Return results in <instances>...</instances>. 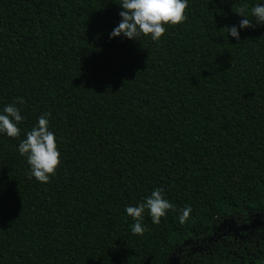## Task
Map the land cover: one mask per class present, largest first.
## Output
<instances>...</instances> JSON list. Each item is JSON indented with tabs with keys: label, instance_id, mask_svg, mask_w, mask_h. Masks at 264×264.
Segmentation results:
<instances>
[{
	"label": "trees",
	"instance_id": "16d2710c",
	"mask_svg": "<svg viewBox=\"0 0 264 264\" xmlns=\"http://www.w3.org/2000/svg\"><path fill=\"white\" fill-rule=\"evenodd\" d=\"M120 0H0V264H165L216 221L264 215V23L258 0H188L158 41L110 39ZM246 5L251 26L227 33ZM51 113L60 164L47 183L17 151ZM174 205L133 234L125 207L154 188ZM192 212L180 224L178 210ZM250 248V249H249ZM210 251L206 264H254L264 242Z\"/></svg>",
	"mask_w": 264,
	"mask_h": 264
},
{
	"label": "clouds",
	"instance_id": "9594fccd",
	"mask_svg": "<svg viewBox=\"0 0 264 264\" xmlns=\"http://www.w3.org/2000/svg\"><path fill=\"white\" fill-rule=\"evenodd\" d=\"M122 9L118 15L120 22L109 33V38L124 37L129 40H137L140 36H150L152 41H158L165 32L164 25H176L184 20V10L188 0H120L118 3ZM246 5L239 7L236 13L245 17L239 21L238 25L227 28V33L239 40V30L251 26L245 11ZM251 15L254 20L264 23V0L252 6ZM22 98H16L12 103L5 104L0 109V134L10 138L20 135L19 125L24 117L21 110L16 106L22 104ZM51 113L44 112L37 117L36 123L31 130L25 131L17 151L21 156L26 157L29 166L30 178H35L38 182L47 183L50 177L55 174L57 166L60 164V152L57 148L55 133L50 130L49 118ZM174 209V205L169 202L164 195V189L154 188L150 194L145 196L136 205L126 206L125 212L130 216L134 223L130 226L133 234L142 235L145 231L142 221L147 211L153 224H159L161 218ZM192 212L190 206L178 210L177 219L180 224H184ZM254 264H264V256L254 261Z\"/></svg>",
	"mask_w": 264,
	"mask_h": 264
},
{
	"label": "rangeland",
	"instance_id": "374dc122",
	"mask_svg": "<svg viewBox=\"0 0 264 264\" xmlns=\"http://www.w3.org/2000/svg\"><path fill=\"white\" fill-rule=\"evenodd\" d=\"M257 242H264V215L233 214L218 219L208 233L197 235L176 247L165 264H206L210 251L247 249Z\"/></svg>",
	"mask_w": 264,
	"mask_h": 264
}]
</instances>
